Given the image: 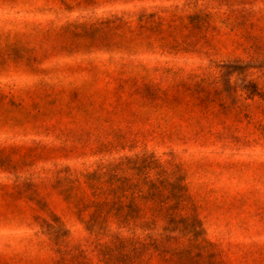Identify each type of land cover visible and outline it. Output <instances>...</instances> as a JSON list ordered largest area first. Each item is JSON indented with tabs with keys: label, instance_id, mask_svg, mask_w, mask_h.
<instances>
[{
	"label": "rangeland",
	"instance_id": "374dc122",
	"mask_svg": "<svg viewBox=\"0 0 264 264\" xmlns=\"http://www.w3.org/2000/svg\"><path fill=\"white\" fill-rule=\"evenodd\" d=\"M103 166L174 173L219 264H264V0H0V264H61L52 214L104 264L57 182Z\"/></svg>",
	"mask_w": 264,
	"mask_h": 264
},
{
	"label": "trees",
	"instance_id": "16d2710c",
	"mask_svg": "<svg viewBox=\"0 0 264 264\" xmlns=\"http://www.w3.org/2000/svg\"><path fill=\"white\" fill-rule=\"evenodd\" d=\"M118 169L103 166L80 172L79 176L66 170L57 178L61 191L68 193L79 183V213L90 211V234L96 241L109 237V245L97 242L104 264H186L195 257V251L203 260L219 264L214 244L203 237L195 215L185 212L182 206L186 201L182 187L170 181L174 173L160 179L161 174L166 175L163 170L154 180L149 173L142 172V179L135 181L132 176L118 175ZM42 222L49 241L60 253L59 262L67 264L69 244L62 223L54 214ZM110 223L131 234H108ZM80 253L79 263H83L86 257Z\"/></svg>",
	"mask_w": 264,
	"mask_h": 264
}]
</instances>
